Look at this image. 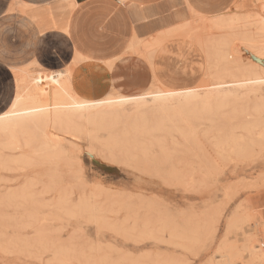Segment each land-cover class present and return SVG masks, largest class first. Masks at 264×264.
<instances>
[{
  "label": "rangeland",
  "instance_id": "374dc122",
  "mask_svg": "<svg viewBox=\"0 0 264 264\" xmlns=\"http://www.w3.org/2000/svg\"><path fill=\"white\" fill-rule=\"evenodd\" d=\"M180 1H168V23L137 34L140 44L131 50L133 34L123 51L129 60L115 69L120 56L96 60L107 68L97 72L81 64L94 58L80 59L75 50V59L55 43L38 49L40 56L0 64L3 75L13 65L26 74L71 68L88 99L187 87L199 99H224L149 116L168 126L138 142L118 137L108 147L104 131L66 136L64 156L52 160L50 193L13 195L24 183L14 180L21 170L0 169V264H224L228 252L239 264L250 260L252 247L260 255L264 83L235 85L254 70L264 77V0H194L202 7L197 15ZM23 6L16 11L34 22L28 10L38 7ZM222 83L230 90L205 94ZM3 145L0 138V153L8 154Z\"/></svg>",
  "mask_w": 264,
  "mask_h": 264
},
{
  "label": "bare ground",
  "instance_id": "6f19581e",
  "mask_svg": "<svg viewBox=\"0 0 264 264\" xmlns=\"http://www.w3.org/2000/svg\"><path fill=\"white\" fill-rule=\"evenodd\" d=\"M63 2L69 4L68 7L71 9L76 5L72 0ZM119 2H123V0ZM180 3L187 12L197 15V11L200 10L188 0H181ZM39 18L40 25L45 28L46 18ZM201 18L204 19V17ZM33 19H37V16H34ZM213 20L219 22L218 18ZM41 35H44L42 31ZM139 44L140 40L136 34L129 48ZM261 51L263 52L264 49ZM151 52L149 53L151 54ZM149 53L147 55H150ZM78 55L80 59L84 60L92 58L84 54ZM74 58L77 59L75 54ZM104 60L101 61L104 62ZM38 64H43L41 57L37 66H39ZM18 66L13 65L6 69V75H3L4 70L0 66V90L4 94L5 101L0 103V138L4 148L9 152H7L8 154L0 153V169L21 170L14 180L24 181L21 189L18 192L15 190L13 195L27 196L37 192L41 194L52 192L54 184L52 185L50 182L56 179L54 177L56 170L52 167V160L64 156L66 150L63 142L67 140L66 136L70 137L88 131L92 138H96L98 132L104 131L108 136V147H112L118 137L121 142L127 143L130 140L138 142L145 135H155L157 131L168 126L162 120L161 122L150 123L148 121L149 116H161L164 111L178 113L197 106L205 107L210 103H218L219 105L224 101V99L217 100V98L199 99L200 93L193 87L163 88L156 91L144 89L128 95L111 92L104 98L88 99L82 96L84 88L81 86L83 84L80 85L75 81L74 72L71 68L60 67L55 70L52 69L48 73L26 74L24 73L25 70L21 71L25 68ZM250 74L253 75L252 78L248 77L238 81L235 86L242 89V87H247L245 85L255 86L264 83V77L260 76L259 71L254 70ZM230 84H211L207 86L208 88L206 87L205 94L214 95L221 91H229ZM9 99L11 103L8 102ZM212 100L214 102H211ZM13 104H15L14 108ZM126 106H130L133 110L131 115L126 114L124 109ZM177 123L179 124V122ZM57 132H61V135ZM136 166L138 167L139 164ZM146 166L148 167V165ZM142 169L144 171V168ZM173 170L176 169L173 167ZM169 174L171 175V173ZM251 249L250 260L239 264H254V258H259L260 263L258 264H264V251H261L260 255L257 256L258 252L253 250L254 247ZM222 258L224 264H232V253L228 252Z\"/></svg>",
  "mask_w": 264,
  "mask_h": 264
},
{
  "label": "crops",
  "instance_id": "0c3cea01",
  "mask_svg": "<svg viewBox=\"0 0 264 264\" xmlns=\"http://www.w3.org/2000/svg\"><path fill=\"white\" fill-rule=\"evenodd\" d=\"M63 1L67 0H0L1 65L7 60L40 56L38 49L55 43L59 50L66 49L70 57L75 50L97 60L120 56L112 68L115 69L129 60L126 57L129 52L123 55V51L134 33L150 36L155 33L156 24L168 23V1L174 0H73L76 4L73 9ZM188 1L194 7L202 8L196 1ZM23 5L38 7L34 11L28 10L37 16L34 22L16 11L23 9ZM41 16L48 21V27L40 25ZM36 25L44 35L38 32ZM63 29L67 33L62 32ZM81 64L91 66L92 71H107L102 62L96 60ZM109 82L113 83V80L110 78Z\"/></svg>",
  "mask_w": 264,
  "mask_h": 264
},
{
  "label": "snow or ice",
  "instance_id": "6c2138e0",
  "mask_svg": "<svg viewBox=\"0 0 264 264\" xmlns=\"http://www.w3.org/2000/svg\"><path fill=\"white\" fill-rule=\"evenodd\" d=\"M4 95H3V92L2 90H0V103H4ZM9 103H11V100L9 99L8 101ZM13 108L15 107V104L12 105ZM261 249L262 251H264V236L261 237Z\"/></svg>",
  "mask_w": 264,
  "mask_h": 264
}]
</instances>
